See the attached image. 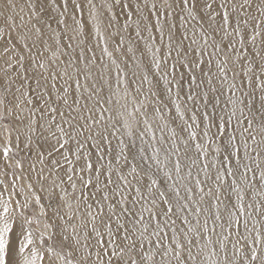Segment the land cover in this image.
I'll return each instance as SVG.
<instances>
[{"label":"snow or ice","instance_id":"snow-or-ice-1","mask_svg":"<svg viewBox=\"0 0 264 264\" xmlns=\"http://www.w3.org/2000/svg\"><path fill=\"white\" fill-rule=\"evenodd\" d=\"M0 264H264V0H0Z\"/></svg>","mask_w":264,"mask_h":264}]
</instances>
